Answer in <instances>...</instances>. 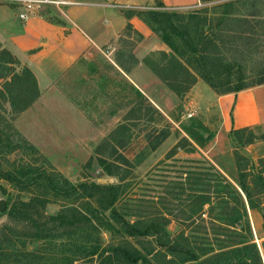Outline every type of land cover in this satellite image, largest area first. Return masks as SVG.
<instances>
[{
  "label": "rangeland",
  "instance_id": "obj_1",
  "mask_svg": "<svg viewBox=\"0 0 264 264\" xmlns=\"http://www.w3.org/2000/svg\"><path fill=\"white\" fill-rule=\"evenodd\" d=\"M23 1L0 0V7L5 5L4 7L25 8ZM149 2L148 0H138L137 5L132 4L135 2H129V5L126 2L110 1L109 5H120L121 7L117 8L121 13L151 10L179 13L184 16L193 13L201 17L206 16V24H203L201 29L207 36L206 40L208 42L213 40L216 47L209 46L211 44L208 42L206 44L205 41H203V45L199 44L196 38L198 29L194 30L190 27L188 30L190 38L186 37L192 42L193 47L207 45L210 47V53L213 52V60L208 66L209 70L220 74L224 79L221 82H226L225 79L229 78L233 84L238 78L245 85L256 84L259 80L264 79V0H205V2L199 0L197 5L190 7L173 6L168 7L169 9L158 7V10L147 9L153 7L147 6ZM156 3H159L157 0L155 5L158 6ZM36 7H39V4H35L33 10ZM46 9L49 10V13L56 14L53 9L41 8L42 11H46ZM38 10L40 9L38 8ZM23 11L22 13H25L27 9L25 8ZM146 25L152 32L155 41L165 46L168 53L154 49L138 60L135 58L133 50L143 37L131 28H126L122 33L126 37L120 36L116 39L114 54L108 55L107 59L104 58L99 63L86 66L85 71L81 74L74 72L68 75L64 81H60L62 89L72 99L76 107L83 111L92 128L81 130L76 126L72 128L74 138L69 139L71 129L70 131L65 129L63 135L56 124L55 131L52 132L55 133L54 135L40 137L36 141L39 143V147L23 135L35 146L38 153L19 142L22 149L12 152L7 158L9 161L30 162L48 172H52V170L59 172L75 185L92 182L100 185L121 183L122 207L120 203H117V206L120 205L123 210L120 212H126V216L134 213L149 218L159 216V214L166 216L171 213L182 218L178 211L191 213L190 208L193 205L190 203L193 200L192 194L195 192V190L185 188L187 185L184 179L192 176L189 172H206L207 162H209L197 149V147L202 148L203 144H198L197 138L195 140L194 137L201 134L206 138L211 134V131L207 127L204 128L205 131L192 129L194 125L191 124L197 120L203 126V122H211L201 114L197 115L193 105L188 104L192 98L191 95L185 99L182 98L183 96L178 97L179 100L174 104L172 115L167 114L170 118L168 119L163 113V109L160 111L149 102L144 94L132 86L131 72H136L139 76L142 75L139 74L138 68L142 67H139V63L153 73L152 67L157 63L162 64L165 60L162 53L172 54L162 39L151 30L148 24ZM174 40L180 50L188 49L182 43V39L175 38ZM0 50H2L1 47ZM2 59L3 61H0V89H2L5 79L3 77L9 78L10 73L20 74L22 70L19 65L13 67L5 65L4 62L7 61V58L2 56ZM110 64H115L119 71L117 72ZM217 81L220 82L218 79ZM202 84L209 88L204 82ZM260 86H264V84ZM202 96L206 97L203 94ZM189 113L193 115L188 118ZM17 117L18 115L14 116L5 97L0 96L1 169L2 152L7 150L8 144L15 139L12 138L14 132L9 125H13L17 131H20L18 126L16 127ZM13 118L15 119L13 120ZM7 135L9 136L5 137ZM108 139L109 142L106 143L105 141ZM121 157L126 160V163L122 162ZM100 158L117 163L121 169L119 176L123 175L125 179L120 181L118 176L106 175L98 161ZM195 161L201 163L198 164ZM4 164L7 166L6 163ZM181 171L186 172L187 176L183 175ZM1 176L0 173V264H68L69 260L72 261V264H81L85 262L80 258L82 253L87 254L95 246L105 247L112 241V235L105 229L92 227L84 229L83 226L73 235H69L71 230H61L52 233L47 237L49 239L38 240L37 236L46 234L40 231L44 219L38 214L56 215L66 202L48 195L50 200L43 207L36 204L33 213L41 219L35 220L33 227L30 222H25L18 217L25 215L20 213L21 210L18 209L19 213L15 211L14 217L8 216L7 212L12 204L15 203L19 206L20 201L28 202L33 198L34 187H30L26 191H19ZM179 176L182 179H179ZM180 180L184 182L185 190L178 195L177 183ZM185 180L187 181V179ZM237 183L233 185L236 186ZM213 199L216 200V196H213ZM207 207V205L204 207L205 212L208 211ZM212 212L214 218L219 211L215 209ZM203 218L205 221L194 220V224L192 223L186 232L191 228L194 238H200L202 241L209 236L214 249H218L216 240L224 238V236L215 235L213 228L219 227V225L210 223L207 217ZM126 219L132 221L134 217L129 216ZM248 219L252 231V243L257 246L262 264H264V234L262 233L264 230L260 227L254 228L255 223L249 216ZM167 230L171 236H174L178 231V224L170 222ZM27 252L35 253L41 259L36 261L33 258H26L24 255Z\"/></svg>",
  "mask_w": 264,
  "mask_h": 264
},
{
  "label": "trees",
  "instance_id": "obj_2",
  "mask_svg": "<svg viewBox=\"0 0 264 264\" xmlns=\"http://www.w3.org/2000/svg\"><path fill=\"white\" fill-rule=\"evenodd\" d=\"M200 1L205 2V0ZM157 4L158 7H162L161 3ZM125 15L126 17L137 16L148 24L151 30L170 48L172 54L162 53L165 60L162 64L157 63L156 66H153L152 71L178 97L184 96L197 79L204 81L219 95L264 84V79L251 85H245L239 78L234 84L229 78L225 79L226 82H221L224 79L220 74L209 70L208 66L213 60V52L210 53L209 46L216 47V45L213 40L209 42L206 40L207 36L201 29L202 25L206 24V16L201 17L195 13L184 16L179 13L151 10L131 11ZM190 27L194 30L198 29L196 38L199 44L203 45V41H205L206 44L211 45L193 47L192 42L186 37L189 36ZM127 28L130 29V26L128 25ZM175 38L182 39V43L188 49L180 50L175 44ZM2 56L7 58V61L4 62L5 65L11 67L19 65L7 50H0L1 62L3 61ZM3 78L5 79L2 89H0V96L5 97L14 116H17L28 109L39 96L35 78L26 68H22L20 74L10 73L9 78ZM191 125H194L193 128L190 126L192 129L205 131V127L198 120L192 122ZM9 127L14 132L12 138L15 139L8 144L7 150L2 152L1 178L19 191H26L30 187H34L32 190L34 196L28 202L20 201L19 206L15 203L12 204L7 215L14 217V212L19 213V209L20 213L25 215L18 217L25 222H30L34 227L35 220L41 219L33 213L36 204L43 207L50 200L48 195L63 199L66 204L58 214H38L44 219V224L41 229L40 227L38 229L46 233L45 236H37L38 240L49 239L47 237L52 233L61 230H71L69 235H73L82 226L84 229L103 228L112 235V241L105 247L95 246L87 254L82 253L80 258L85 262L81 264H262L260 252L257 246L252 243V231L247 210H257L261 214L264 229V158L254 162L239 149L256 141L264 140V126L234 130L229 134L234 145L233 157L238 173L236 186L210 162H207L206 172H189L192 176L185 178L187 181L184 179L187 187L184 186L182 180L177 183L178 195L185 190L184 187L192 191L195 190L190 203L193 205L190 208V214L182 210L178 211L182 218L171 213L166 216L159 214V216L149 218L141 214H127L134 217L132 221L126 219L129 217L126 216V212H120L123 211L121 208V183L100 185L92 182L75 185L59 172L53 170L48 172L30 162L22 163V160L9 161L7 158L9 154L22 149L19 142L38 153L35 146L13 125H9ZM2 135L4 136L3 132ZM199 135L201 137L195 136L194 139L197 138L196 142L200 145L203 144L202 146L213 137L212 134L206 138ZM163 136L165 137V134ZM105 142L108 143L109 139ZM98 161L106 175L118 176L120 181L125 179L123 175L119 176L121 169L117 163L102 158ZM122 162L126 163V160L122 159ZM181 173L187 176L186 172L181 171ZM179 179L182 178L179 176ZM212 195L216 196V200ZM117 203H120L121 207L117 206ZM206 205L208 206L207 212L204 211ZM215 209L219 212L213 218L212 211ZM196 215L198 216L195 218ZM203 217H207L210 223L219 225V227L213 228L215 235L224 236V238L216 240L218 249H214L209 236L202 241L200 238H194L191 228L186 232V229L191 227L192 223L194 224V220L205 221ZM172 221L178 224V231L174 236H171L167 230ZM28 227L30 226L28 225ZM204 232L206 233V229ZM24 256L36 261L41 259L31 252H27ZM71 262L69 260L68 264H72Z\"/></svg>",
  "mask_w": 264,
  "mask_h": 264
},
{
  "label": "crops",
  "instance_id": "obj_3",
  "mask_svg": "<svg viewBox=\"0 0 264 264\" xmlns=\"http://www.w3.org/2000/svg\"><path fill=\"white\" fill-rule=\"evenodd\" d=\"M54 1L68 4L39 5L30 10L31 12L27 10L25 13H22L24 7H4L5 5L0 7V47L19 62L20 68H26L31 72L39 93L32 105L18 115L16 127L18 126L19 132L38 147L39 143L36 141L40 137L55 134L52 132L55 131L56 124L63 135L65 129L69 131L71 129L69 139L74 138L72 128L76 126L81 130L92 128L83 111L76 107L62 89L60 81H64L71 73L81 74L86 66L99 63L104 58L107 59L108 55L114 54L116 39L123 36L122 33L128 25L143 37L133 50L135 58L140 60L154 49L168 53L165 46L155 41L152 32L142 20L137 16L126 17V12L118 11L117 7H121L120 5H109L110 1L126 4L135 2L132 4L137 5L138 0ZM157 1L162 4L160 9H169L168 7L173 6L190 7L199 2V0ZM148 2L147 6L158 8L155 5L156 0ZM47 7L53 9L56 14L49 13L48 9L41 10ZM21 14H24L26 19H21ZM153 46L155 48H152ZM110 65L119 71L115 64ZM139 67H137L139 74L142 75L131 72L132 86L144 94L160 111L163 109V113L170 119L168 115H172L174 104L179 100L178 96L148 68L143 67L141 63ZM202 82L204 81L197 80L182 97L185 99L191 95L188 104L193 105L197 115L201 114L211 122L203 124L211 131L212 139L197 149L232 184H235L238 182V173L229 134L234 130L264 126V86L255 85L238 92L219 95L209 86L206 88ZM239 151L256 162L264 158V140L240 148ZM248 216L255 223L254 228L263 229V218L257 210H248ZM262 233L264 234V231Z\"/></svg>",
  "mask_w": 264,
  "mask_h": 264
},
{
  "label": "built area",
  "instance_id": "obj_4",
  "mask_svg": "<svg viewBox=\"0 0 264 264\" xmlns=\"http://www.w3.org/2000/svg\"><path fill=\"white\" fill-rule=\"evenodd\" d=\"M23 3L25 4V8L27 10H33V8L35 7V4H39V5H45V4H50V5H66L68 4V2H59V1H54V0H24ZM114 6H118V5H114ZM147 9H154V10H158L159 8H154V7H149ZM21 19H26V16L24 14L20 15ZM192 113H189L187 115V117H192Z\"/></svg>",
  "mask_w": 264,
  "mask_h": 264
},
{
  "label": "water",
  "instance_id": "obj_5",
  "mask_svg": "<svg viewBox=\"0 0 264 264\" xmlns=\"http://www.w3.org/2000/svg\"><path fill=\"white\" fill-rule=\"evenodd\" d=\"M100 173V172H99Z\"/></svg>",
  "mask_w": 264,
  "mask_h": 264
}]
</instances>
